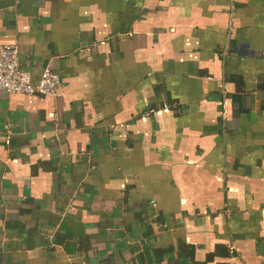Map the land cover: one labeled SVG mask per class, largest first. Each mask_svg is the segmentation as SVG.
I'll return each instance as SVG.
<instances>
[{
	"label": "crops",
	"instance_id": "1",
	"mask_svg": "<svg viewBox=\"0 0 264 264\" xmlns=\"http://www.w3.org/2000/svg\"><path fill=\"white\" fill-rule=\"evenodd\" d=\"M1 45L60 85L0 93V264H264V0H0Z\"/></svg>",
	"mask_w": 264,
	"mask_h": 264
},
{
	"label": "built area",
	"instance_id": "2",
	"mask_svg": "<svg viewBox=\"0 0 264 264\" xmlns=\"http://www.w3.org/2000/svg\"><path fill=\"white\" fill-rule=\"evenodd\" d=\"M19 48L16 45L0 46V93L6 95H41L55 98L60 85L58 74L50 64H46L36 82L26 72L18 58ZM263 72L264 77V53Z\"/></svg>",
	"mask_w": 264,
	"mask_h": 264
},
{
	"label": "trees",
	"instance_id": "3",
	"mask_svg": "<svg viewBox=\"0 0 264 264\" xmlns=\"http://www.w3.org/2000/svg\"><path fill=\"white\" fill-rule=\"evenodd\" d=\"M182 251H184L183 254L181 255V253L178 252V258L172 260V264H184L185 259L189 260L190 258H192L193 252L191 249H189V250L184 249ZM182 251H180V252H182ZM167 252H171V250L170 249L156 250L154 253L155 259L158 261L162 260L164 254Z\"/></svg>",
	"mask_w": 264,
	"mask_h": 264
}]
</instances>
